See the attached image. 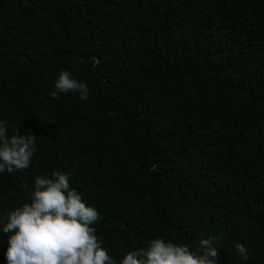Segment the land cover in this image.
<instances>
[{
    "label": "trees",
    "instance_id": "16d2710c",
    "mask_svg": "<svg viewBox=\"0 0 264 264\" xmlns=\"http://www.w3.org/2000/svg\"><path fill=\"white\" fill-rule=\"evenodd\" d=\"M65 69L87 101L50 95ZM0 119L38 149L0 220L59 169L117 264L157 235L264 264V0H0Z\"/></svg>",
    "mask_w": 264,
    "mask_h": 264
},
{
    "label": "clouds",
    "instance_id": "9594fccd",
    "mask_svg": "<svg viewBox=\"0 0 264 264\" xmlns=\"http://www.w3.org/2000/svg\"><path fill=\"white\" fill-rule=\"evenodd\" d=\"M50 95L78 93L87 101L90 88L71 71L59 72ZM114 115V113H109ZM38 151L37 135L21 134L16 124L0 119V173L23 171ZM72 173L59 169L37 175L30 202L10 210L0 220V233L7 234V264H117L96 234L100 214L70 184ZM215 237L202 238L198 248L157 235L145 246L127 251L119 264H217L220 253ZM247 261L248 249L236 244Z\"/></svg>",
    "mask_w": 264,
    "mask_h": 264
}]
</instances>
